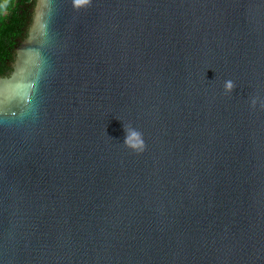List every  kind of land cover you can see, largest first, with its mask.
Returning <instances> with one entry per match:
<instances>
[{
	"label": "water",
	"instance_id": "water-1",
	"mask_svg": "<svg viewBox=\"0 0 264 264\" xmlns=\"http://www.w3.org/2000/svg\"><path fill=\"white\" fill-rule=\"evenodd\" d=\"M0 264H264V0H36Z\"/></svg>",
	"mask_w": 264,
	"mask_h": 264
},
{
	"label": "trees",
	"instance_id": "trees-1",
	"mask_svg": "<svg viewBox=\"0 0 264 264\" xmlns=\"http://www.w3.org/2000/svg\"><path fill=\"white\" fill-rule=\"evenodd\" d=\"M0 0V76L11 71L15 50L20 40L25 38L29 24L33 20L36 0H14L9 7H4ZM5 13L4 14V12Z\"/></svg>",
	"mask_w": 264,
	"mask_h": 264
},
{
	"label": "rangeland",
	"instance_id": "rangeland-1",
	"mask_svg": "<svg viewBox=\"0 0 264 264\" xmlns=\"http://www.w3.org/2000/svg\"><path fill=\"white\" fill-rule=\"evenodd\" d=\"M13 1H14V0H5V1H4V7L8 8V7H9L8 5H10ZM5 13H7L6 10H5L4 14H5ZM1 18H2V15L0 14V19H1Z\"/></svg>",
	"mask_w": 264,
	"mask_h": 264
},
{
	"label": "clouds",
	"instance_id": "clouds-1",
	"mask_svg": "<svg viewBox=\"0 0 264 264\" xmlns=\"http://www.w3.org/2000/svg\"><path fill=\"white\" fill-rule=\"evenodd\" d=\"M232 86H233L232 83L229 82V83H228V88L231 89ZM136 135H140V134H139V133H136ZM141 144H143V141H141ZM141 150H143V148H141Z\"/></svg>",
	"mask_w": 264,
	"mask_h": 264
},
{
	"label": "flooded vegetation",
	"instance_id": "flooded-vegetation-1",
	"mask_svg": "<svg viewBox=\"0 0 264 264\" xmlns=\"http://www.w3.org/2000/svg\"><path fill=\"white\" fill-rule=\"evenodd\" d=\"M28 31V29H26ZM9 72V71H8Z\"/></svg>",
	"mask_w": 264,
	"mask_h": 264
}]
</instances>
